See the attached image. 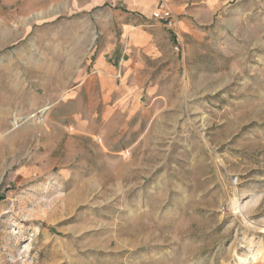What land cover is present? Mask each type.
<instances>
[{
    "label": "rangeland",
    "instance_id": "1",
    "mask_svg": "<svg viewBox=\"0 0 264 264\" xmlns=\"http://www.w3.org/2000/svg\"><path fill=\"white\" fill-rule=\"evenodd\" d=\"M262 227L264 0H0V264H264Z\"/></svg>",
    "mask_w": 264,
    "mask_h": 264
},
{
    "label": "crops",
    "instance_id": "2",
    "mask_svg": "<svg viewBox=\"0 0 264 264\" xmlns=\"http://www.w3.org/2000/svg\"><path fill=\"white\" fill-rule=\"evenodd\" d=\"M130 14H134L131 12ZM138 14V13H135ZM140 19H138L139 28L134 31V37L131 41L132 46H138L139 52H144V54L152 53L153 49H155V39L156 32L154 28H159L160 25L158 23H151V20L148 17L140 15ZM134 23H131L128 26H131ZM161 24V23H160ZM180 26L182 28L185 27V23L183 20L180 21ZM128 51L123 52L121 58L119 60V65L121 67L120 76H124L128 80H135V87H147V84L151 82L152 76V68L149 67L144 60H135L132 61L127 57ZM129 54V53H128ZM98 64L103 69L100 72V77L105 87H114V82L117 77V70L114 69L115 65L112 63L105 64V58L100 57ZM143 81V82H142ZM150 81V82H149ZM133 84V85H134ZM124 87V86H123ZM125 87H131L130 85L125 84ZM151 87V86H148Z\"/></svg>",
    "mask_w": 264,
    "mask_h": 264
},
{
    "label": "built area",
    "instance_id": "3",
    "mask_svg": "<svg viewBox=\"0 0 264 264\" xmlns=\"http://www.w3.org/2000/svg\"><path fill=\"white\" fill-rule=\"evenodd\" d=\"M153 17L165 26L172 27L175 23L173 13L167 6L154 11ZM178 49V46L176 47Z\"/></svg>",
    "mask_w": 264,
    "mask_h": 264
},
{
    "label": "bare ground",
    "instance_id": "4",
    "mask_svg": "<svg viewBox=\"0 0 264 264\" xmlns=\"http://www.w3.org/2000/svg\"><path fill=\"white\" fill-rule=\"evenodd\" d=\"M43 112H44V110H41V113H43ZM235 207H236L237 211H239L240 213L243 212V210H242L243 207H242V205L240 204V202L235 201ZM262 228H263V227H262ZM263 230H264V228H263ZM240 261H241V264H242V263H244V262L246 261V258L241 257Z\"/></svg>",
    "mask_w": 264,
    "mask_h": 264
}]
</instances>
